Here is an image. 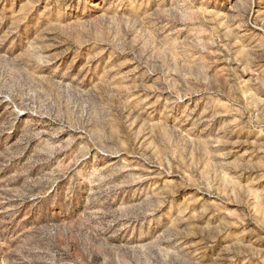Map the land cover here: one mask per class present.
Returning a JSON list of instances; mask_svg holds the SVG:
<instances>
[{
  "label": "rangeland",
  "instance_id": "1",
  "mask_svg": "<svg viewBox=\"0 0 264 264\" xmlns=\"http://www.w3.org/2000/svg\"><path fill=\"white\" fill-rule=\"evenodd\" d=\"M0 264H264V0H0Z\"/></svg>",
  "mask_w": 264,
  "mask_h": 264
}]
</instances>
